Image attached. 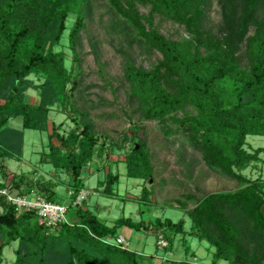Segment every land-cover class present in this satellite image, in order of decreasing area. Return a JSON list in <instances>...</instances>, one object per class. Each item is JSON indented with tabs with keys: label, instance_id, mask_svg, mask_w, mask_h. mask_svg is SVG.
I'll return each instance as SVG.
<instances>
[{
	"label": "trees",
	"instance_id": "obj_1",
	"mask_svg": "<svg viewBox=\"0 0 264 264\" xmlns=\"http://www.w3.org/2000/svg\"><path fill=\"white\" fill-rule=\"evenodd\" d=\"M107 1L162 57L151 70L126 66V79L141 106L159 122L192 108L195 115L177 120L189 133L191 146L211 171L241 187L202 198L187 212L189 232L184 219L121 217L109 225L89 208L88 199L73 205L85 190V168L107 149L98 145L89 124L81 121L64 134L58 126L50 128L49 114L55 104L65 112H78L72 95L77 76L66 68L64 52L55 48L71 14L76 16L69 34L74 44L88 0H0V175L9 181L0 183V190L20 197L35 193L48 202L68 205L67 222L52 228L36 211L18 212L0 194V263L4 247L17 242L15 264H145V259L151 264L154 257L109 242L126 228L155 235L157 249L162 235L165 254L173 252L178 235L188 253L189 235L213 246L212 264H264V182L241 174L264 152L245 148L249 135L264 136V0H217L216 27L210 17L212 0ZM137 5L149 6V14L142 15ZM154 15L179 24L189 38L175 41L163 36L154 28ZM32 75L43 76L42 84H33L28 79ZM29 88L39 92L38 104L25 101ZM17 119L20 129L11 125ZM24 130L47 134L40 162L68 176L64 195L58 193L56 181L7 170V160L23 156ZM124 163L129 178L151 180L154 168L144 142L133 145ZM118 180L117 174L108 173L101 193L116 196ZM151 195L144 188L140 201L148 204ZM160 264L194 263L164 257Z\"/></svg>",
	"mask_w": 264,
	"mask_h": 264
},
{
	"label": "rangeland",
	"instance_id": "obj_2",
	"mask_svg": "<svg viewBox=\"0 0 264 264\" xmlns=\"http://www.w3.org/2000/svg\"><path fill=\"white\" fill-rule=\"evenodd\" d=\"M137 7L142 15L149 14V6ZM210 17L212 25L216 27L220 20L217 0H212ZM75 20L73 14L67 18L66 30L55 50L64 52L66 68L77 76V86L72 95L78 112H65L59 104H55L50 109L49 126H58L61 133L67 134L82 121L90 125L98 145L107 149L106 155L95 158L82 175L85 191L90 194L89 208L96 212V206L102 207V210L107 207L103 216L109 225L121 217L134 221L169 218L177 222L184 219L185 230L189 232L192 225L188 211L193 210L206 195L236 191L241 187L240 183L211 171L201 154L191 146L189 133L177 120L183 119L186 114L195 115L192 108L188 107L185 112H177L171 119L159 122L141 106L126 79V66L131 63L137 68L151 70L162 57L145 45L107 0H88L83 28L74 44H71L69 34ZM154 28L175 41L189 38L182 26L159 15H154ZM28 79L35 85L44 81L43 76L36 75ZM24 97L27 103L39 102V92L33 88H29ZM11 125L21 126V119ZM137 141L144 142L150 152L154 170L149 181L126 175L124 160ZM47 142L46 133L24 130L23 156L19 161L7 160L6 168L9 172L32 174L35 180L44 178L56 181L60 185L58 193L64 195L68 176L63 172H54L52 166L40 162L41 155L47 150ZM246 143L245 148L249 152L264 150L262 135H249ZM108 173L119 176L114 197L96 192L97 182L104 180ZM241 174L248 179L264 182V152ZM2 182L9 183L0 175ZM144 188L152 191L148 204L140 201ZM121 233L130 242V250L154 257L156 264L164 257L171 260L188 259L194 264H212L214 248L205 240L188 235L185 244L190 251L186 253L178 235L173 252L165 254L156 248V237L152 233L126 228ZM16 247L17 242L4 247L0 264H15ZM218 264L227 263L222 261Z\"/></svg>",
	"mask_w": 264,
	"mask_h": 264
},
{
	"label": "built area",
	"instance_id": "obj_3",
	"mask_svg": "<svg viewBox=\"0 0 264 264\" xmlns=\"http://www.w3.org/2000/svg\"><path fill=\"white\" fill-rule=\"evenodd\" d=\"M1 195H5L7 200L12 203L18 212L23 211H36L38 217L46 224L48 227H56L58 224L67 222V204H57L48 202L44 197L37 194H32L30 196H14L8 194L7 190H0ZM89 193L82 190L78 196L73 201V205H79L83 201L89 198ZM109 241V240H108ZM113 242L120 245L122 248H129L130 242L128 239L120 235ZM157 245L159 249H163L167 246L166 241L163 239L162 235H159Z\"/></svg>",
	"mask_w": 264,
	"mask_h": 264
},
{
	"label": "crops",
	"instance_id": "obj_4",
	"mask_svg": "<svg viewBox=\"0 0 264 264\" xmlns=\"http://www.w3.org/2000/svg\"><path fill=\"white\" fill-rule=\"evenodd\" d=\"M12 122H14V121H12ZM14 127H15V126H14ZM15 128L20 129L21 126L18 125V126H16ZM96 172H98V171H96ZM93 173H94V172H93ZM93 173L91 172V174H93ZM91 174H90V175H91ZM103 181H104V180H99V181L97 182V191H96V192H97L98 194H100L101 191L103 190V187H101ZM89 201H90V196H89L88 204H89ZM96 208H97L96 213L98 214V216L106 220V218H104V216H103V213H106V212H107V207H104L103 210H102V207H100V206H96ZM122 230H123V229H122ZM122 230H121V231H122ZM129 230H130V229H129ZM131 231H132V230H131ZM120 235H123V236H124V234L121 233V232H120ZM130 236H132V233L129 235V237H130ZM129 237H128V238H129ZM126 238H127V237H126ZM144 263H145V264H149V263H150L149 259H145V260H144ZM151 264H156V263L153 261ZM159 264H160V263H159Z\"/></svg>",
	"mask_w": 264,
	"mask_h": 264
}]
</instances>
